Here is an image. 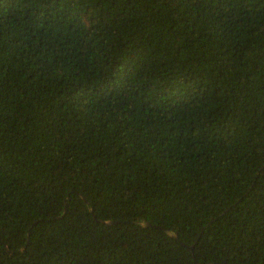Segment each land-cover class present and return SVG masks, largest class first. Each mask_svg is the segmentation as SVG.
<instances>
[{
    "label": "trees",
    "instance_id": "obj_1",
    "mask_svg": "<svg viewBox=\"0 0 264 264\" xmlns=\"http://www.w3.org/2000/svg\"><path fill=\"white\" fill-rule=\"evenodd\" d=\"M207 263L264 264V0H0V264Z\"/></svg>",
    "mask_w": 264,
    "mask_h": 264
},
{
    "label": "water",
    "instance_id": "obj_2",
    "mask_svg": "<svg viewBox=\"0 0 264 264\" xmlns=\"http://www.w3.org/2000/svg\"><path fill=\"white\" fill-rule=\"evenodd\" d=\"M184 246L192 253V246H187L184 244ZM207 264H213V263H207Z\"/></svg>",
    "mask_w": 264,
    "mask_h": 264
}]
</instances>
